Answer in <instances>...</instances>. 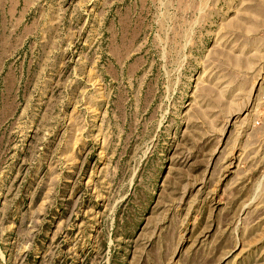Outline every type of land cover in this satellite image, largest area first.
Segmentation results:
<instances>
[{
    "label": "rangeland",
    "instance_id": "1",
    "mask_svg": "<svg viewBox=\"0 0 264 264\" xmlns=\"http://www.w3.org/2000/svg\"><path fill=\"white\" fill-rule=\"evenodd\" d=\"M0 264H264V0H0Z\"/></svg>",
    "mask_w": 264,
    "mask_h": 264
}]
</instances>
